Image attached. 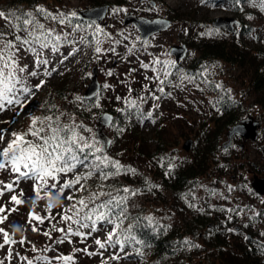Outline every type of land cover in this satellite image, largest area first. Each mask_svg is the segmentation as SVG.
Returning a JSON list of instances; mask_svg holds the SVG:
<instances>
[{
  "label": "rangeland",
  "instance_id": "374dc122",
  "mask_svg": "<svg viewBox=\"0 0 264 264\" xmlns=\"http://www.w3.org/2000/svg\"><path fill=\"white\" fill-rule=\"evenodd\" d=\"M99 1L110 3L109 11L101 23L87 22L88 24L84 26H74L68 22V19L78 18L77 13L80 10L104 5L98 4ZM170 1L172 4L164 0L166 5L157 3L152 5L150 0H50V4L44 9L51 13L52 19L50 21L40 20L39 23L43 24L45 29L52 30L53 36L59 35L61 40H53L48 48L42 50L39 45L21 46L18 41L16 42L19 47L16 53L17 62L20 67L27 65L23 73L18 72L17 74L22 77L23 85L31 89V94L25 101L26 108L13 122L10 121L13 116L10 110L4 109L0 112V133L5 135L6 140H9L12 138V132H25L31 119L37 117L35 107L39 96L52 94L60 88L61 84L67 86L69 93L64 100L57 99L54 95L57 111L64 116L65 120L71 118L74 125L80 124L79 120L77 121L79 115L76 100L83 95L92 78L93 68L96 67L101 88L106 87V93L97 102L98 108L101 110L114 108L117 106L118 98L133 96L141 102H147L151 112L156 114L157 123L146 122L139 128L136 135L138 136V149L129 147L130 150H127L128 147L125 148L122 143L120 144V139L118 142L115 141L113 130L110 128L105 130L112 139L109 151L104 152L105 155L111 159L119 158L123 163L124 161L129 162L136 173L146 176L159 186L157 194L140 192V194L132 195L128 199L127 214L133 215L140 212L159 219L170 217L169 222L186 228L185 226L190 225L189 220L192 216L202 211L205 215L209 214L211 220L221 223L219 229L223 232L220 238L230 244L228 248L233 249L246 244V236L252 234L262 242L264 222L255 225L250 220L249 214H257L259 208L264 207V197L261 196V200L254 198L248 193V188L251 187L255 176L264 177V156L261 150L264 137L254 143L244 140L237 141L235 147L241 151L236 153L235 160L232 162L233 168L229 171L213 163L192 190H189L191 195L185 197V202L174 197L173 190L164 183L160 173L154 170L148 152L156 148L154 136L159 130L168 143L169 149L174 151L175 155L194 160L196 142L199 140L197 146L201 150L204 137L214 127L213 120L216 115L212 110L211 99L217 97L218 92H222L223 89H227L234 98L243 99L252 117L261 115L260 107L253 104L256 94L249 88V85L254 66L259 62L255 56L258 50L264 51V12L258 10L255 5H246L238 12H234L224 2ZM260 5L264 8V1H261ZM129 12L137 17L148 19L167 18L172 21V25L169 29L143 41L139 30L133 24H124V18ZM72 13L76 15L73 16ZM218 18L239 21L240 26H235L236 33L215 29L213 22ZM59 19L63 22L57 24L55 20ZM243 26L249 28L250 35L240 34ZM9 27V21L0 18V32L6 34V39L11 30L8 29ZM210 31L212 33L210 35H216L237 46L238 51L243 54L244 62L234 64L213 62L201 72V78H196L187 74L192 60L199 56L191 45L201 33ZM87 33H91L96 48L101 49L99 53L87 41ZM14 35L25 36L26 33L21 31ZM210 35L206 34V36ZM81 37L85 39L81 41ZM119 40L123 41V47L116 50L114 47ZM183 44L188 47V53L185 58L177 61L169 51L172 46ZM53 46H57L59 50L53 51ZM29 47H35L37 51H40V58L46 59L48 63L37 64V57L28 50ZM69 53L72 54L69 55ZM116 60L117 63L114 64ZM177 66L180 68L176 69ZM32 71H35L37 75H29ZM165 72L170 73L167 78H165ZM41 81H43L42 84ZM37 84L41 86L34 87ZM212 86L216 87L217 91H214ZM17 87L21 85L18 84ZM161 88H163V93L160 91ZM20 94L22 93H18ZM81 126L80 135L88 143L96 144L102 149V143L96 137V117L93 122L85 119ZM188 139L193 140V147L187 152L183 145ZM224 141H226V136ZM241 144H243L242 149L239 147ZM4 146L6 143H0V148ZM260 170L263 172L261 173ZM21 171H25L22 166ZM17 175L10 168L0 170V181L3 182L0 184V206L5 209L0 216L7 217L3 223H0V228L9 234L11 241H14L4 244L3 233H0V244L4 245L0 247V264H29V262L31 264H107L105 261L111 257L110 253L105 251L100 252V256L96 255L97 247L92 242L89 241L84 245H78L76 241L69 244L58 242L55 232L45 235V226L41 225L40 221L33 219L29 223L30 212L44 217L46 211H49L48 204L45 203L48 199L37 200L33 180L24 177L17 180ZM96 178L95 174L93 180ZM5 184H11L12 190H7L4 187ZM45 191L47 189L41 190V196ZM13 195L17 196L22 203L13 202L11 200ZM67 195L68 193L64 196ZM55 201L58 208H70L73 204L64 198L52 199L51 203ZM11 209L16 210L10 211ZM72 215L71 212L69 216ZM233 221L235 224H231ZM243 224H248L249 227L241 231L239 226ZM73 226L74 223L71 221H64L59 229H65L67 232V229ZM235 226L240 231L234 230ZM33 227L38 230L33 231ZM109 232L105 228L98 230L96 232L98 240L104 242ZM21 240L23 243L20 242ZM198 243L201 249L192 252L193 261L187 264H207L205 258L208 251L203 250L201 240ZM81 249L84 250L81 253H88V256L82 254L80 261L70 259L66 262L60 259L77 255L76 251ZM91 254L94 255L89 258ZM101 255L105 256L100 259ZM225 255L230 256L231 254L226 251ZM118 257L119 259H114L113 264H141L140 261L123 257L122 254ZM210 257L212 263L216 262L213 253Z\"/></svg>",
  "mask_w": 264,
  "mask_h": 264
},
{
  "label": "trees",
  "instance_id": "16d2710c",
  "mask_svg": "<svg viewBox=\"0 0 264 264\" xmlns=\"http://www.w3.org/2000/svg\"><path fill=\"white\" fill-rule=\"evenodd\" d=\"M154 1L160 5H166L164 0H150ZM211 2H224L231 7L234 12H238L242 7L246 5L253 6L255 5L258 10L264 12V8L261 7L260 2L264 0H239L237 3L236 0H210ZM50 4V0H0V11L8 13H15L16 16H20V19L17 20L15 16H9L8 21H11L9 31V36L7 39L15 41L14 33L18 28L29 27L23 25L22 21L25 18L23 13H32V16L35 17L37 21L47 20L50 21L52 16H47L44 13H39L36 11L38 7L44 9L45 6ZM98 4L110 5L109 2L99 1ZM173 11V10H171ZM46 13H49L48 10H45ZM62 20H55L57 24H60ZM71 25H87V22L81 21L77 17H73L70 20L68 19ZM5 32V31H4ZM215 32V31H214ZM240 34L243 36L250 35L249 28L243 26L240 30ZM87 41L92 45L93 49L96 48V43L92 39L91 33L86 35ZM123 41L119 40L114 47L116 50L121 49L123 46ZM198 53L199 56L192 60L191 66L187 70V74L194 76L196 78H201L202 71H205L213 62H224L229 64L234 63H243L244 57L241 54L237 46L232 45L224 39L216 35H199L195 38L194 43L191 45ZM258 63L254 66L253 75L251 78V84L249 85L250 89L256 94V97L253 100V104L258 105L262 111L261 116L263 119V131L259 138L264 137V51L258 50L257 56ZM179 66H177L176 69ZM66 85L61 84L60 88L48 95H40L38 103L35 107V113L37 117H59L61 125L75 126L76 131L80 135L82 121L85 119L93 122L97 114L102 112L109 111L112 112L115 116L113 124L109 127L113 130L115 135V141L118 142L120 139V144L130 150L138 149V136L137 132L139 128L146 122L155 124L157 123L156 114L151 112L150 108L147 105V102H141L135 99L133 96L116 100V107H109L105 110L98 108L97 102L106 93V87L102 86L101 91L90 100L80 96L76 101L77 113L79 118H77L78 125H74V121L65 120L64 116H61L55 105V98L64 100L68 91ZM214 91H217V88L212 86ZM223 89V88H222ZM218 92V96L211 99L212 110L215 112V118L213 120L214 127L212 130L204 137V145L200 150L198 149V142H196V151L194 153V160H189L187 158H180L178 155H175V152L169 149V145L166 140L163 138V134L157 130L155 132V142L156 148L153 151L148 152V157L150 163L153 164L154 170L160 173V176L164 183L168 185L174 193V197L180 198L185 202V197L190 196V191L197 184L199 179L207 173L210 166L219 164L222 169L231 170L233 168V161L235 160L236 153L239 151L236 149L235 145L229 148L228 150L222 149V144L224 142V137L226 136L227 131L240 120L252 116L248 112L247 107L243 99H236L229 94V91L221 90ZM55 95V98H54ZM18 97L23 100V94L18 95ZM59 97V98H58ZM130 101H134V104H130ZM26 103L24 101L23 106L17 104H5V107L0 110L2 112L5 110H10L13 113V116L10 118V121L13 122L22 110L26 108ZM151 113V115H149ZM29 126L25 129V132L28 130ZM159 128V127H157ZM32 139V137H28ZM241 141V139H236ZM123 147V150H125ZM241 151V150H240ZM239 151V152H240ZM127 152V151H125ZM133 152V151H131ZM125 154V153H123ZM96 155L104 156L105 153L103 150ZM126 155V154H125ZM118 161L122 165V170L119 175L110 176L107 179H102L100 175L91 169L89 166L77 165V168L72 172L64 175L61 174L58 179L61 183L65 180L74 178L76 175H86L89 171H92V175L87 179L81 181L84 185V189L78 192H75L76 199L84 198L87 200L93 194L110 193L111 197H116L120 199L124 197L126 199L117 207L116 202H113L112 207V221L113 223L97 222L96 230L92 231V222L85 220L82 221L85 224H88L89 227H80L79 224H74L71 228L72 232H79L83 235H74L67 232H59L56 229H59L63 224L61 217L65 214L69 215L71 212H65L66 208H58L57 203L52 202L53 207L44 214L43 223H40L44 227L45 233L55 232L58 237V242L69 243H78V245H84L89 241L97 247L96 255L100 256V252H109L111 257L105 261L107 264H113L114 256L122 254L123 257H128L137 261H140L141 264H187V262L193 261V251H198L201 249L199 240L203 243V250L208 251L207 257L205 260L207 264H264V234L262 237V242L255 238V236L247 235L246 244H241L238 247L230 249V244L227 243L223 238H220L223 230L219 229L221 223L216 220H211L209 214H204L202 211H199L197 215L192 216L189 220L191 223L186 228L181 226H176L173 223L169 222L170 217L168 218H154L152 215L142 214L138 212L137 214H127L126 208L128 204V199L132 196L131 193H124L122 189L124 187L130 188L136 194L140 192L145 194H157L158 185L151 181V179L146 176H142L135 171H127V169H133L129 162H121V159H112ZM92 158L90 157L89 161L86 162V165H90ZM257 169L256 166H254ZM259 169V168H258ZM114 171V170H113ZM262 173L263 171L260 170ZM264 173V172H263ZM97 175V178L93 180V176ZM52 183V181H51ZM79 185H76V188H79ZM65 191L64 195L71 194L72 189ZM190 190V191H189ZM248 193L256 199L261 200L262 197L258 195L252 187L248 188ZM41 195V194H40ZM44 197V193H42ZM48 199V197H44ZM110 199L109 195L100 196L96 203H101L102 201H107ZM40 200V199H39ZM49 200V199H48ZM45 203H49V201ZM70 203H75V200L70 201ZM121 209H123V214L121 215ZM87 211V210H85ZM55 212V214H54ZM195 213V212H193ZM83 215V213L81 214ZM119 216V219H117ZM250 220L254 222L255 225L264 222V207L259 208L257 214H249ZM231 224H235L233 221ZM119 225V227H116ZM234 227V230H236ZM241 231L247 229L248 224H243L239 226ZM108 229L112 231L116 229V234L114 240L111 243L105 244L103 248L96 244L98 239L96 232L100 229ZM240 231V230H239ZM249 232V230H248ZM135 237V239H133ZM119 240L120 243L117 244L114 241ZM187 241V243H186ZM83 249L77 250V255H71V259L79 261L82 259V254L88 256V253L85 254ZM231 254L226 256L225 252ZM212 253L215 256L216 262L212 263L210 255ZM102 254V253H101ZM224 254V255H223ZM94 254H91L89 258L93 257ZM105 255H101L100 259ZM116 260V259H115Z\"/></svg>",
  "mask_w": 264,
  "mask_h": 264
},
{
  "label": "snow or ice",
  "instance_id": "6c2138e0",
  "mask_svg": "<svg viewBox=\"0 0 264 264\" xmlns=\"http://www.w3.org/2000/svg\"><path fill=\"white\" fill-rule=\"evenodd\" d=\"M236 2L238 3L239 0H236ZM36 11L44 13L47 16L51 15V13H46L45 9L42 7H38ZM114 11L116 10L114 9ZM22 15L25 17L22 21L23 25L30 27L18 28L17 31L25 32V36L16 35L15 41H13L6 39V34L0 32V110L5 107V104L23 106L24 101H26L31 94V89L23 85L22 77L17 74L18 72L23 73L27 65L20 67L17 62L16 53L19 51V47L16 42L18 41L21 46L39 45V48L42 50L48 48L53 40H61L59 35L53 36L52 30L45 29V26L32 16V13H23ZM72 15L75 16L76 13H72ZM9 16H15L17 20L20 19V16H16L15 13L6 14L0 11V18L7 20ZM9 23H11V21H9ZM206 34L210 35L212 33L211 31L208 33H201V35ZM84 39V37H81V41ZM28 50L33 52L37 57V64L48 63L46 59L40 58L41 52L37 51L35 47H29ZM52 50L58 51L59 48L53 46ZM73 51H75V49H73ZM95 51L99 53L101 49L97 47ZM71 54L72 53H69V55ZM157 63H159V61H157ZM144 67H147V65H144ZM29 75L36 76L37 73L32 71ZM168 75H170V73L165 72V78H167ZM42 83L43 81H41V84ZM161 83H163V81H161ZM18 84H20L21 87L18 88ZM40 86V84H37L34 87L39 88ZM160 91L163 93V88H161ZM18 93L23 94V100L18 97ZM129 103L134 104L135 102L130 101ZM149 115H151V113H149ZM29 136L32 137V139L29 140ZM11 137V139L6 140L5 135L0 133V143H6V146L0 148V170L10 168L13 173L18 174L16 177L17 180L20 177L32 179L36 199L39 200L48 197L49 203L47 208L49 210L53 207L51 203L52 199L59 200L60 198H64L69 201L75 200V203L72 204L70 208L65 209V212L70 211L73 215H63L61 217L63 221H71L74 224H79L80 227H89L88 224L82 221H91L92 231L96 230L95 226L97 222L113 223L112 215H110V213H112L111 206L113 202L115 201L118 207L126 198L121 197L117 199L116 197H111L110 193L101 192L99 194H93L87 200L84 198L76 199L75 192L84 189V185L81 181L90 177L92 171H89L83 176L76 175L72 179L63 181V183L59 181L58 177L61 174L66 175L72 172L77 168V165H81L89 166L96 171L102 179H107L110 176L120 174L122 165H120L118 161L112 160L106 155H96V153H100L102 149L97 147L96 144L88 143L82 135L78 134L75 126L61 125L58 116L33 117L26 132H12ZM90 157L92 158L91 164L86 165ZM21 166L25 171H21ZM127 171L134 172L135 170L127 169ZM49 181H52V183H49ZM2 183L3 182L0 181V184ZM76 185L80 187L76 188ZM4 187L9 191L12 190L11 184H5ZM43 189H47V191L44 192V197L40 195ZM68 189H72L73 192L64 196L65 191ZM122 191L124 193H131L132 195L136 194V192L127 187H124ZM104 195H109L110 199L97 204L96 200ZM11 200L16 204L22 203L15 195L11 197ZM15 210L16 209H11L10 211ZM4 211V207L0 206V213ZM82 213L83 215H81ZM122 214L123 209H121V215ZM73 217H76V219H73ZM6 219V216H0V223H3ZM33 219L41 223H43L44 220L43 217L30 212L29 223ZM117 219H119V216H117ZM116 227H119V225H116ZM32 230L37 231L38 229L33 227ZM56 230L61 232L65 231V229ZM67 231L74 235H83L79 232L73 233L71 227H69ZM0 233H3L4 244L14 242L11 241L9 234L4 229L0 228ZM115 234L116 229L114 228L108 233L104 242L98 239L95 242L103 248L105 244L113 242ZM45 235H48V233H45ZM133 239H135V237H133ZM20 242L23 243V240ZM114 242L117 244L120 243L119 240H115ZM3 246V244H0V247ZM113 258L119 259L118 256H114ZM60 259L67 262L71 257H61ZM29 264H31V262H29Z\"/></svg>",
  "mask_w": 264,
  "mask_h": 264
},
{
  "label": "water",
  "instance_id": "95a60500",
  "mask_svg": "<svg viewBox=\"0 0 264 264\" xmlns=\"http://www.w3.org/2000/svg\"><path fill=\"white\" fill-rule=\"evenodd\" d=\"M152 5H155L154 1H151ZM109 11V5L96 6L89 9L80 10L77 15L83 22L89 23H101ZM124 24H133L140 32V38L143 41L150 39L153 35L161 33L169 29L172 25V21L167 18L157 17L154 19H148L145 17H137L132 13H127L124 18ZM235 26H240V22L235 19H222L218 18L213 22V27L217 30L224 29L230 33H236ZM170 54L175 59L181 60L186 57L188 53V47L186 45H175L170 49ZM117 63V60L114 64ZM92 78L87 85L86 90L83 92L85 99H93L100 91L101 84L98 80V72L96 67L93 68ZM115 116L112 112L105 111L99 114L96 118L97 129L96 137L102 143L103 152H108L112 143V139L106 134L105 130L108 129L114 122ZM263 131V119L261 115L255 117L248 116L236 124H234L226 133V141L222 144L223 150H228L235 145L236 139H241L249 142H256ZM193 147V140L188 139L183 148L185 151H190ZM243 148V144L239 146ZM261 150L264 156V145L261 146ZM252 189L260 196H264V177L255 176L251 182ZM239 231V228L236 227Z\"/></svg>",
  "mask_w": 264,
  "mask_h": 264
},
{
  "label": "bare ground",
  "instance_id": "6f19581e",
  "mask_svg": "<svg viewBox=\"0 0 264 264\" xmlns=\"http://www.w3.org/2000/svg\"><path fill=\"white\" fill-rule=\"evenodd\" d=\"M167 1L172 4V2L170 0H167Z\"/></svg>",
  "mask_w": 264,
  "mask_h": 264
},
{
  "label": "flooded vegetation",
  "instance_id": "af4514ba",
  "mask_svg": "<svg viewBox=\"0 0 264 264\" xmlns=\"http://www.w3.org/2000/svg\"><path fill=\"white\" fill-rule=\"evenodd\" d=\"M257 141H258V140H257ZM257 141H256V142H257Z\"/></svg>",
  "mask_w": 264,
  "mask_h": 264
}]
</instances>
